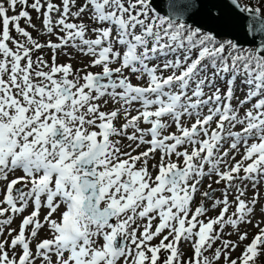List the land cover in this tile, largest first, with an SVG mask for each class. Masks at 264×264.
Returning <instances> with one entry per match:
<instances>
[{
	"label": "snow or ice",
	"instance_id": "6c2138e0",
	"mask_svg": "<svg viewBox=\"0 0 264 264\" xmlns=\"http://www.w3.org/2000/svg\"><path fill=\"white\" fill-rule=\"evenodd\" d=\"M166 9L0 0V264H264V0Z\"/></svg>",
	"mask_w": 264,
	"mask_h": 264
},
{
	"label": "water",
	"instance_id": "95a60500",
	"mask_svg": "<svg viewBox=\"0 0 264 264\" xmlns=\"http://www.w3.org/2000/svg\"><path fill=\"white\" fill-rule=\"evenodd\" d=\"M158 7H161L163 11H166V0H157Z\"/></svg>",
	"mask_w": 264,
	"mask_h": 264
},
{
	"label": "rangeland",
	"instance_id": "374dc122",
	"mask_svg": "<svg viewBox=\"0 0 264 264\" xmlns=\"http://www.w3.org/2000/svg\"><path fill=\"white\" fill-rule=\"evenodd\" d=\"M255 231H256V229H254V228L250 230V238H251V233H254ZM236 254H238V253H236Z\"/></svg>",
	"mask_w": 264,
	"mask_h": 264
}]
</instances>
